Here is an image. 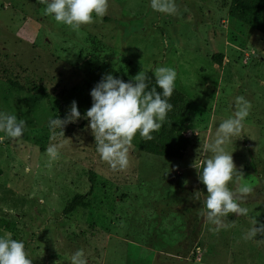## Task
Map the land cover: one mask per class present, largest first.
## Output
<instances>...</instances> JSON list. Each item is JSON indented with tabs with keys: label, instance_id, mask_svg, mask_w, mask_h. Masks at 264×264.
Returning a JSON list of instances; mask_svg holds the SVG:
<instances>
[{
	"label": "rangeland",
	"instance_id": "374dc122",
	"mask_svg": "<svg viewBox=\"0 0 264 264\" xmlns=\"http://www.w3.org/2000/svg\"><path fill=\"white\" fill-rule=\"evenodd\" d=\"M108 3L107 15L76 32L44 15L36 0H0V113L27 123L20 139L0 143V219L13 225L0 236L23 241L32 264H71L79 249L87 264H264V235L245 239L255 220L257 228L264 223V36L229 17L230 0H175L176 15L153 11L150 0ZM91 54L128 78L175 69V91L189 110L169 112L183 116L177 158L132 147L129 167L113 171L96 152L89 121L53 137V104L8 83H42L51 94L71 89L83 79L76 66ZM238 96L251 109L225 150L253 191L241 202L248 214H230L217 231L200 215L194 193L202 201L206 188L192 165L210 155L204 145L233 115ZM61 141L59 158L50 160L47 147ZM90 180L85 204L65 215Z\"/></svg>",
	"mask_w": 264,
	"mask_h": 264
},
{
	"label": "clouds",
	"instance_id": "9594fccd",
	"mask_svg": "<svg viewBox=\"0 0 264 264\" xmlns=\"http://www.w3.org/2000/svg\"><path fill=\"white\" fill-rule=\"evenodd\" d=\"M44 5V15L54 18L72 31L79 32L82 26L95 22L94 18L102 19L107 15L108 0H36ZM153 11L166 15H176L178 8L175 0H150ZM155 85L149 88V76L141 70L125 82L105 74L92 88L90 96L92 106L83 117L78 110L77 102L72 101L70 110L64 119L49 120V128L53 137H64V127L76 123L81 118L89 121L87 127L94 137L96 152L101 161L107 163L113 171L126 170L130 165V149L134 138L139 135L144 141H152L153 133L158 132L173 110L170 99L175 92L177 72L168 66L156 67L153 71ZM157 86L162 93L157 91ZM251 103L243 96L234 102V113L223 120L215 132L211 143L204 145L206 153H210L200 165H192L197 171V178L206 188L203 200L201 191L194 193L201 203L200 215L216 226L218 231L224 226V220L230 214L237 216L248 214V209L241 206L253 191L251 186L240 183L244 177L238 170L232 153L225 150V145L232 137L238 136L243 129V122L248 117ZM27 123L16 115L0 113V143L5 139L18 140L23 134ZM56 129L60 131L57 132ZM63 142L50 144L46 155L50 160L59 158ZM235 181L237 187L232 189L230 183ZM187 181H185V184ZM248 231L245 239L264 235V223L260 227ZM0 264H32L28 258L23 241L13 239L10 232L0 236ZM71 264H87L83 249L75 251L71 256Z\"/></svg>",
	"mask_w": 264,
	"mask_h": 264
},
{
	"label": "trees",
	"instance_id": "16d2710c",
	"mask_svg": "<svg viewBox=\"0 0 264 264\" xmlns=\"http://www.w3.org/2000/svg\"><path fill=\"white\" fill-rule=\"evenodd\" d=\"M228 15L230 18L258 31L264 36V0H230ZM220 59V56L213 57V61H216L219 65L221 64ZM76 69L83 75V79L80 84L71 89L61 88L58 90L56 89L58 87H55L53 94H51L49 89L42 83L32 84L28 88H24L16 81L8 80V83L13 88L26 90L34 95H40L46 98L53 104V115L51 119L58 117L64 119L70 110V105L73 100L77 102L81 117L84 116L87 109L92 106L90 92L105 74L111 73L114 77L120 78L125 82H129L131 80V78H128L111 68L95 54L87 56L76 66ZM146 73L150 78L149 88H151L155 85V77L152 72L147 71ZM157 91L162 93V89L158 86ZM173 108H180L185 110V112L189 111L188 107L183 103L182 97L176 91L174 92ZM182 118V113L179 111L168 113V118L162 128L158 132L153 133L154 139L152 141H144L139 135H137L132 142V147H135L141 153L149 155L165 158H177L184 149ZM90 182L91 187L85 195H75L70 200L63 210L65 215L72 213L77 208L82 207L85 204L87 198L93 192V181L90 180ZM0 229L12 231L13 225L11 222L0 219Z\"/></svg>",
	"mask_w": 264,
	"mask_h": 264
}]
</instances>
